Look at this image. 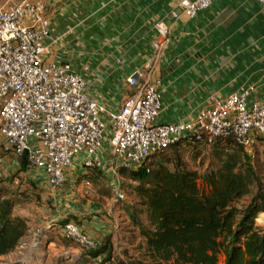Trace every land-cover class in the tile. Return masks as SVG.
Instances as JSON below:
<instances>
[{
    "label": "built area",
    "instance_id": "1",
    "mask_svg": "<svg viewBox=\"0 0 264 264\" xmlns=\"http://www.w3.org/2000/svg\"><path fill=\"white\" fill-rule=\"evenodd\" d=\"M51 1L0 5V137L3 151L25 157L28 170L44 180L53 195L68 183L76 164L83 175L95 169L109 175L116 200H124L120 168L137 169L179 141L212 144L233 138L252 147L264 138V102L249 101L248 91L213 101L193 119L160 122L161 81L139 71L128 77L135 92L105 117L106 108L90 94L85 76L71 63L46 56ZM257 1L264 5V0ZM213 2L182 0L179 5L194 18ZM171 16L177 19L179 13ZM157 29L168 36L163 22ZM64 232L86 248L98 244L73 222L64 224Z\"/></svg>",
    "mask_w": 264,
    "mask_h": 264
},
{
    "label": "crops",
    "instance_id": "2",
    "mask_svg": "<svg viewBox=\"0 0 264 264\" xmlns=\"http://www.w3.org/2000/svg\"><path fill=\"white\" fill-rule=\"evenodd\" d=\"M14 1L0 0V5ZM181 1L52 0L46 56L71 63L85 76L107 118L135 92L128 77L138 71L161 81L160 122L193 119L201 108L233 92L248 91L249 101L264 102V5L214 0L190 18ZM173 11L179 13L177 19ZM159 22L168 28V36L160 34ZM81 174L76 164L66 185ZM96 217L92 215L95 227L107 230Z\"/></svg>",
    "mask_w": 264,
    "mask_h": 264
},
{
    "label": "trees",
    "instance_id": "3",
    "mask_svg": "<svg viewBox=\"0 0 264 264\" xmlns=\"http://www.w3.org/2000/svg\"><path fill=\"white\" fill-rule=\"evenodd\" d=\"M184 146L213 147L216 163L204 172L181 162L170 167L172 161L164 158L148 164ZM252 147L233 138L212 144L182 140L137 169L121 167L120 174L138 183V202L126 214L142 239L143 259L131 264H222L221 258L223 264H264V228L257 224L264 212V153L251 159ZM26 163L23 157L27 168ZM93 171L101 173L95 169L84 175ZM15 205L0 187V257L13 251L28 230L25 219L14 215Z\"/></svg>",
    "mask_w": 264,
    "mask_h": 264
},
{
    "label": "rangeland",
    "instance_id": "4",
    "mask_svg": "<svg viewBox=\"0 0 264 264\" xmlns=\"http://www.w3.org/2000/svg\"><path fill=\"white\" fill-rule=\"evenodd\" d=\"M2 142L0 137V187L15 199L13 213L25 219L28 230L13 251L0 257V264H131L143 259L138 247L142 239L126 214V208L138 202L134 191L137 182L119 172L126 198L116 200L114 179L93 171L90 176L81 174L77 182L64 185L53 195L44 180L38 183L30 180L23 159L4 152ZM263 153L264 144L258 143L250 149L249 157L260 159ZM161 158L171 160L170 167L181 162L200 172L216 163L213 147L209 146H184L177 152L169 149L148 164ZM77 176L78 173L72 174L70 181ZM92 215L99 217L104 223L100 225H106L107 230L95 227ZM66 222L77 224L87 236L88 229L93 231L91 239L98 242L97 246L89 249L66 237ZM257 224L264 228V212L258 216Z\"/></svg>",
    "mask_w": 264,
    "mask_h": 264
},
{
    "label": "water",
    "instance_id": "5",
    "mask_svg": "<svg viewBox=\"0 0 264 264\" xmlns=\"http://www.w3.org/2000/svg\"><path fill=\"white\" fill-rule=\"evenodd\" d=\"M135 77L137 78V77H138V75H135Z\"/></svg>",
    "mask_w": 264,
    "mask_h": 264
}]
</instances>
